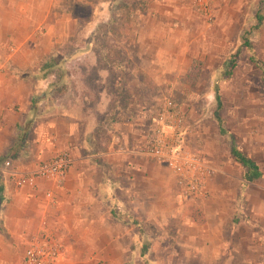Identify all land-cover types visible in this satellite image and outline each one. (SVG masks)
<instances>
[{
    "label": "crops",
    "instance_id": "0c3cea01",
    "mask_svg": "<svg viewBox=\"0 0 264 264\" xmlns=\"http://www.w3.org/2000/svg\"><path fill=\"white\" fill-rule=\"evenodd\" d=\"M124 1L133 8L126 16L129 25L123 39L127 59L144 60L151 50L160 58L161 52L167 54L168 50L174 49L173 45L183 42L185 32L174 28L188 27L189 0ZM83 8L90 14L85 23H81ZM119 13L118 0H0V162L10 159L23 171L51 159L63 148L71 147L73 153V164L59 186L43 181L36 188H16L5 174L0 175V264L20 263L27 241L38 231L45 216L59 231L63 244L58 264H129L131 260L142 259L141 234L129 221L112 219L109 207L104 208L101 204V191L110 192L117 179L107 174V165L116 173L126 169L125 175L137 169L143 179H149L147 168L135 165L137 160L133 156L117 155L121 153L119 149L99 155L105 156L104 160L97 158V154L88 155L86 151L90 148L88 138L97 127L95 116L105 111L111 117L115 115L108 108L113 99L103 86L105 71L120 69L131 73L135 70L142 81L144 62H117L107 69H99L96 73L98 90L95 91L86 85L87 70L99 62H76L83 70L79 79L87 86L84 92L76 95L78 101H71L68 106L47 108L42 106L47 99H42L34 107L31 105L32 95L42 94L53 81L49 77L37 79L32 75L44 58L53 51L60 53L57 49L73 35H84L85 31L86 37L94 35L99 25L120 18ZM175 32H178L176 38ZM186 41L175 48L181 56L188 50ZM70 63H66L67 69H70ZM24 73L31 75L22 78ZM114 84L118 85V82ZM66 96L67 93L60 98ZM94 96L98 98L97 103L91 106L88 98ZM113 97L116 100L117 94ZM132 106L135 107L131 102L128 107ZM112 108L121 109L119 106ZM35 113L41 114L40 118L44 120L32 121L31 115ZM126 122L123 126L110 124V129L119 133L115 137L124 142L131 141L133 133H137L135 130H139V120L131 117ZM255 140L253 147L235 145L258 167L262 176L253 182L247 181L244 178L246 167L233 156L236 169L222 170L208 160L217 173L208 185V196L199 203L211 205L216 202V205H211V212L204 214L206 222L202 225H198L191 215L177 222V238L187 252L193 245L199 247L202 254L190 256L199 260V264H204V259L213 264L232 260L239 264H264V140L262 136H256ZM26 142L31 143V150L26 149ZM107 155L110 156L106 158ZM121 162L125 163L124 169L119 167ZM128 179L132 180L131 177ZM218 182L221 185L216 186ZM48 189L54 195L53 204L45 198ZM132 203L130 200V209L134 210L133 205L137 204ZM119 209L124 210L121 206ZM182 227L196 233L185 236Z\"/></svg>",
    "mask_w": 264,
    "mask_h": 264
},
{
    "label": "rangeland",
    "instance_id": "374dc122",
    "mask_svg": "<svg viewBox=\"0 0 264 264\" xmlns=\"http://www.w3.org/2000/svg\"><path fill=\"white\" fill-rule=\"evenodd\" d=\"M188 4L190 15L189 22L186 23L188 27L174 28L185 32L182 40L183 42L187 40L188 50L182 56L175 49L179 46L178 42V45H173L174 49L168 50L167 54L161 52L160 58L151 50L144 60L138 61L130 57L127 59L123 39L129 23L124 16L116 18L109 25H104L108 22L102 24L97 32L89 37H86V31L84 35L71 36L67 43L57 49L60 53L68 55V62H71L68 69L67 96L47 99L42 105L47 108L56 105L68 106L71 101H78L76 95L78 92H84L83 90L87 89L86 85L94 91L98 90L96 73L99 69H107L108 63L144 62L142 70L145 75H142V81L137 77L138 73L135 70L131 73L129 70L126 72L112 68L110 72L105 71L106 83L103 86L112 96L113 101L109 103L108 108L115 115L111 117L105 111L104 114L95 116L98 120L97 127L91 133V138H88L90 148L86 151L88 155L97 154V158L104 160L105 156L99 155L110 150H118L124 142L115 137L119 133L110 129L111 122L123 126L131 117L133 120H139V130L133 133L134 138L125 141V150L117 155L123 158L135 157L134 160L137 161L134 164L147 168L149 179H143L141 171L137 169L130 170L128 175L127 173L125 175L124 172H128L126 169L116 173L115 169H110L107 165V174L114 175L117 179L110 192L101 191L103 193L101 204L104 208L109 207V211L115 209L124 214L121 221L127 220L131 223L128 218L130 216L141 223L145 232V237L143 235L141 237L145 238L143 241L147 243V252L142 259L136 262L131 260L129 264H199V260L190 257L194 253L202 254L199 247L193 245L187 252V248L182 246L177 238L179 229L177 222L179 219L185 220L190 217L192 206L205 214L211 212V205H216V202L204 205L205 203L200 204L199 201H182L178 196L172 174L145 155L144 144L150 134L154 118L165 101L173 100L183 115V145L214 162L222 170L236 169L231 154V137L238 146L245 147H253L256 136H262L264 140V76L262 70L249 60L253 53L264 62V21L258 24L256 18L259 9L264 15V0H214L211 20L198 11L194 6V0H189ZM177 33H174V38ZM244 38L249 40L251 49L244 45ZM183 42L181 41L180 46ZM81 50L85 51L80 52ZM230 56H235L236 65L229 77L220 79L222 108L217 110L214 83L218 70L223 69L224 62ZM194 60L199 61L201 71L198 80L190 84L187 82V72ZM76 62H99L87 70L86 85L79 79L83 70L79 69ZM32 74L41 75L38 70ZM49 78L54 80L53 77ZM115 82H118L120 87L117 84L113 86L112 83ZM122 82H125V85H121ZM115 93L116 100L113 97ZM97 99L95 96L88 98L91 101L90 105L95 106ZM131 102L137 108L128 107ZM113 106H119L121 109L114 110ZM40 115L32 114L31 120L43 121ZM217 115L223 121V128L227 132L225 134L219 131ZM30 142H26L28 150H31ZM62 151H68L73 157L71 147L63 148L60 152ZM108 156L110 155L106 158ZM118 164L120 168L125 165L122 162ZM129 177L132 180H129ZM217 185L221 183L218 182ZM130 200L133 201L132 204H137L133 205L134 210L130 209ZM119 206L124 210H120ZM134 227L139 232L138 225ZM182 229L185 236L196 233L188 227ZM205 263L213 264L209 259H204ZM224 264L239 263L232 260Z\"/></svg>",
    "mask_w": 264,
    "mask_h": 264
},
{
    "label": "built area",
    "instance_id": "2783aa9c",
    "mask_svg": "<svg viewBox=\"0 0 264 264\" xmlns=\"http://www.w3.org/2000/svg\"><path fill=\"white\" fill-rule=\"evenodd\" d=\"M214 0H194V6L208 20L212 19ZM184 120L173 100L165 101L154 118L151 132L144 144L145 155L164 166L173 176L178 196L182 201H201L208 196V185L217 173L216 168L202 155L185 147L182 141ZM125 147L120 146L123 152ZM73 157L62 151L49 160L41 161L31 170H19L10 159L0 162V175L5 174L16 188H36L41 182L62 185ZM45 198L53 204L54 195L46 190ZM63 244L57 228L50 225V219H41L40 228L27 241L19 264H58Z\"/></svg>",
    "mask_w": 264,
    "mask_h": 264
},
{
    "label": "trees",
    "instance_id": "16d2710c",
    "mask_svg": "<svg viewBox=\"0 0 264 264\" xmlns=\"http://www.w3.org/2000/svg\"><path fill=\"white\" fill-rule=\"evenodd\" d=\"M118 7L120 9L119 15L121 18L123 16L126 17L127 14H129L130 11H132V9H133L132 7L129 8L124 0H118ZM88 13H89V10H87L86 8L81 9V11H80V14L82 15L81 23H85L87 21V19H89L90 14L88 15ZM256 18H257L258 24H260L261 22L264 21V15L261 13V9H259V11L257 12ZM109 24H111V21H109L107 24H104V25H109ZM100 26H102V24L99 25L98 28ZM98 28H97V30H98ZM243 41H244L243 43L245 46L249 47L250 49L252 48V46L250 45V42L247 38H244ZM87 48H88V46L85 49H87ZM83 51H85V50H81L80 52H83ZM108 57H109V55H108ZM249 58L255 66L259 67L262 70V73L264 76V62L261 61L253 53L250 55ZM68 60H69L68 55L60 54L56 51H53L44 58L42 64L40 65V67L38 69V73H41V75L32 74L33 77L37 78V79H45L48 77L54 78V80L48 84L47 89L42 94L32 95L31 105L33 107L36 105V103L38 101H40L42 99H48V100L52 99L53 100L56 97H59L61 95H64L65 93H67V90L69 88V85H68L69 73H68V69L66 67V63L68 62ZM108 65H110V63H108ZM235 65H236L235 56H230L228 58V60H226L224 62L223 69L218 70V72H217V79L214 83V96H215V100H216V104H217V110H220L222 108V101H221V94H220V79L229 77L231 75V70L235 67ZM200 71H201V68H200L199 61L194 60L191 64V66L189 67L188 72H187V76H188L187 82H189L190 84H194L199 78ZM29 75H31V73H24L21 76H22V78H25L23 76L29 77ZM216 119H217V122L219 125V130H220L221 134L227 133L225 131V129L223 128L222 119L218 115L216 116ZM231 154L237 162L241 163L244 167H246L247 170L245 172L244 178L247 181L253 182L262 176V173L259 171L258 167L251 161V159L249 157H247L235 145L233 137H231ZM190 213H191L190 214L191 217L193 218V220L198 225H202L206 222L205 215L202 212H200V210L198 208H196L195 206H192L190 208ZM110 215L113 217V219L121 221V219L123 218L122 215H124V214L120 213L118 210L111 209ZM128 218L132 224L138 225L139 233L141 235H143V237H145V232H144L143 228L141 227V223L130 218V216H128ZM143 239H145V238H143ZM147 249H148L147 243L145 241H143V246L141 247V256L142 257L145 256Z\"/></svg>",
    "mask_w": 264,
    "mask_h": 264
},
{
    "label": "water",
    "instance_id": "95a60500",
    "mask_svg": "<svg viewBox=\"0 0 264 264\" xmlns=\"http://www.w3.org/2000/svg\"><path fill=\"white\" fill-rule=\"evenodd\" d=\"M1 203H2V201H1V198H0V207H1Z\"/></svg>",
    "mask_w": 264,
    "mask_h": 264
}]
</instances>
